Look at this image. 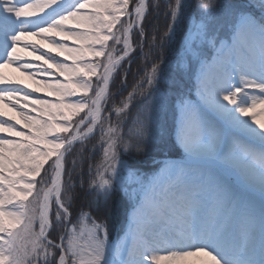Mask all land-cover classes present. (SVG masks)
Instances as JSON below:
<instances>
[{"label": "snow or ice", "instance_id": "1", "mask_svg": "<svg viewBox=\"0 0 264 264\" xmlns=\"http://www.w3.org/2000/svg\"><path fill=\"white\" fill-rule=\"evenodd\" d=\"M128 6L0 0V264H264V0ZM157 153L178 159L141 175L135 157Z\"/></svg>", "mask_w": 264, "mask_h": 264}, {"label": "rangeland", "instance_id": "2", "mask_svg": "<svg viewBox=\"0 0 264 264\" xmlns=\"http://www.w3.org/2000/svg\"><path fill=\"white\" fill-rule=\"evenodd\" d=\"M139 2V0H129V6H128V10L130 11V12H132V11H134V7H135V4L136 3H138ZM154 2V1H153ZM161 2H163V0H161ZM146 16H147V14H146ZM129 19H131L132 21H134L135 20V17L133 16V17H131V18H129V17H127V16H124V15H122L121 16V21H127V20H129ZM69 26H74V24H73V22H70V24H69ZM119 28H120V25L118 24L117 26H116V28H114L113 29V31L114 32H116V31H118L119 30ZM157 28L155 27V30H156ZM81 31H84V29L82 28V29H80ZM163 30V29H162ZM147 32V31H146ZM152 31H150V33H151ZM136 35H137V29L134 27V29H133V33H132V36H133V47L134 48H136V50H138L139 48H137V40H136ZM40 39H42V38H40ZM140 42V41H139ZM138 42V43H139ZM69 43V46H73L74 44H75V42L74 41H69L68 42ZM108 43V45L109 46H111L112 45V41H108L107 42ZM148 43L150 44L151 43V39L149 38V40H148ZM140 44H143V41H141V43ZM116 48H117V50H119L120 48H121V45H116L115 46ZM47 47H45V49H44V51H47ZM143 58H142V61L146 64V61L148 60L149 61V59H150V61L152 60V57L151 56H148L147 58H145V54L146 53H148L149 52V48L147 47V46H143ZM53 54H56V53H53ZM120 54H122V53H120ZM39 55V54H38ZM40 55H43V51L41 52V54ZM134 55V60L133 61H138V57L137 56H135V54H133ZM92 59H94V58H92ZM102 59V58H101ZM28 61H32V62H34V63H36V64H40V63H43L42 61H33V60H28ZM132 61V62H133ZM130 63V62H129ZM126 64V62H122V66H124ZM143 67H145L144 65H143ZM142 67V68H143ZM119 69H121V68H119ZM138 69V68H137ZM21 74L24 76V73L23 72H21ZM29 79L30 78H25V80H23V82H22V85L21 86H24V85H27L28 86V88H29V90H32V89H35L36 87L35 86H31V83L29 82ZM95 77H93V81L95 82ZM36 97H38L39 98V95L36 93V94H34V98H36ZM40 98H46V97H44V96H41ZM13 103H15V101H13ZM23 104V101H21V105ZM8 105V101L6 100L5 101V105L3 106V108H2V110H3V112L4 113H6V115L4 116V117H2L3 119H7V118H9V117H15L16 118V120H18L17 118H18V116H17V114L15 113L16 111H13L12 110V108L11 107H9V106H7ZM19 109H17V111H18ZM34 114V113H33ZM81 115H82V113H81ZM113 123H115V116H113ZM14 122V121H13ZM96 139H97V141H98V139H99V137L98 136H96L95 137ZM91 139V138H90ZM96 141V142H97ZM91 155V154H90ZM95 156H97L98 158H99V161L98 162H96L95 161V163H99L100 162V160L102 159V154L101 153H99V152H97L96 154H95ZM167 159H178V158H167ZM161 160H163V159H153V163H152V166H153V169H151V170H147L146 168H140L139 167V164L141 165L142 163L141 162H143L142 160H138V163L136 164V167H137V169H138V171L141 173V175H148V176H151L152 174H154L156 171H158L159 169H158V167H157V164H158V162L159 161H161ZM49 163H50V161H49ZM45 167H47V165H45ZM148 168V167H147ZM42 175H43V172H42ZM123 225H121L120 226V228L118 229V232L116 233V235H115V237L112 239L114 242L117 240V238L119 237V236H121V235H123V229H124V223H122Z\"/></svg>", "mask_w": 264, "mask_h": 264}, {"label": "trees", "instance_id": "3", "mask_svg": "<svg viewBox=\"0 0 264 264\" xmlns=\"http://www.w3.org/2000/svg\"><path fill=\"white\" fill-rule=\"evenodd\" d=\"M221 2H229V0H221ZM149 10L151 11L152 9L150 8ZM147 20H151L152 21V26L151 27H146L147 33H150V31H152V32L155 31V27L159 28L160 30H162L164 28L166 22H167L166 16H165L163 11L153 12L152 16H147ZM146 22L147 21H145V23ZM138 42H137V44H138ZM139 43H141V41ZM137 51L139 52L140 49H138ZM137 57H138V61L130 62V72L132 74H135L138 71V69L143 67V65L146 66L147 64L151 63L150 59H149V61L148 60L146 61V64L142 61L143 53H141ZM128 70H129V63H126L118 72L120 73L121 77L123 78V73L125 71H128ZM127 79H128L129 82H131L132 81V75H129L127 77ZM113 91H115V90L113 89ZM118 103H119V101H117V104ZM96 141H97V139L95 138V139H90L89 142H86L87 148L90 149L92 147V145L96 143ZM78 152H79V149L77 148V153ZM90 154L91 153H89V155ZM166 158H178V157L171 156V155H166V154L165 155H161L159 153L155 154V156H154V159H166ZM73 159H78V155L77 156L68 157L67 162H66V168H70L71 167V161ZM125 159H130V158L126 156ZM135 160L136 161H138V160H142L143 161V162H141L142 163L141 165L139 164L140 168H146L147 170L153 169V166H152L153 159L152 160H146L143 157L137 156V157H135ZM95 161L96 162L99 161V158L97 156H95V159L90 161V162L95 163ZM77 194L78 195L80 194V189L79 188H77ZM83 202L84 201L82 200L81 203H83ZM110 223H111L110 235L114 236V233H116V231L120 228V226L123 225L122 224L123 221L121 219L120 214H117L116 219H114Z\"/></svg>", "mask_w": 264, "mask_h": 264}, {"label": "bare ground", "instance_id": "4", "mask_svg": "<svg viewBox=\"0 0 264 264\" xmlns=\"http://www.w3.org/2000/svg\"><path fill=\"white\" fill-rule=\"evenodd\" d=\"M88 11H91V9H89ZM84 29V31H87L88 29L87 28H83ZM134 29V28H133ZM34 40H39L40 38H33ZM45 47H49V46H45ZM39 55L41 54V52L40 53H38ZM24 55V57H25V59L26 60H33V61H35L34 60V57H31V56H29L27 53H24L23 54ZM123 62V61H122ZM121 62V63H122ZM118 70V69H117ZM2 71H3V73H4V75H5V77H7V78H9V79H12V80H19V81H22L23 82V80H25V78H27L28 76L27 75H25L24 74V76L21 74V72L22 71H18L17 70V66H11V67H5L4 69H2ZM29 78V77H28ZM42 77H40L39 75L36 77V79H41ZM29 82L31 83V86H35L36 88L38 87V85L35 83V81L33 80V79H29ZM34 94H36V93H34ZM38 95H39V98L41 97V96H44V97H46V98H48V99H52V100H55V99H57V98H55V97H51V96H48V94L46 93V92H41V93H37ZM36 98H38V97H36ZM29 111H30V109H29ZM16 113V112H15ZM17 114V113H16ZM33 114V113H32ZM33 115H38V112L37 113H34ZM18 116V115H17ZM46 118V117H45ZM18 120L20 119V117L18 116V118H17ZM0 135H3V136H7L8 135V133H0ZM162 254H164V253H162Z\"/></svg>", "mask_w": 264, "mask_h": 264}]
</instances>
